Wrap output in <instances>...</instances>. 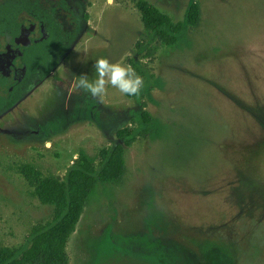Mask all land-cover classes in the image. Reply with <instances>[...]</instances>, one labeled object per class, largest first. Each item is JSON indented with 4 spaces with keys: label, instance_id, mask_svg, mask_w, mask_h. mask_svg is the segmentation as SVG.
<instances>
[{
    "label": "rangeland",
    "instance_id": "rangeland-1",
    "mask_svg": "<svg viewBox=\"0 0 264 264\" xmlns=\"http://www.w3.org/2000/svg\"><path fill=\"white\" fill-rule=\"evenodd\" d=\"M147 1L173 23L197 3L188 47L150 41L136 0H85L84 35L0 117V248H25L32 228L53 219L22 165L61 181L80 150L98 157L129 125L75 119L81 106L65 97L90 99L71 90L73 76L95 79V61L107 58L134 62L144 83L137 99L106 85L95 98L100 118L145 111L161 138L125 149L120 185L98 184L67 241V264H264V0ZM34 124L37 136L21 135Z\"/></svg>",
    "mask_w": 264,
    "mask_h": 264
},
{
    "label": "trees",
    "instance_id": "trees-1",
    "mask_svg": "<svg viewBox=\"0 0 264 264\" xmlns=\"http://www.w3.org/2000/svg\"><path fill=\"white\" fill-rule=\"evenodd\" d=\"M56 2L57 6H66L64 0ZM51 4L48 0H0V42L13 44L19 37L23 27L20 16L23 14L45 29L44 38L31 40L29 46L21 51L26 75L38 76L34 85L43 82L66 58L79 25L78 20L70 14L68 18L72 27H63ZM135 7L150 41L172 49L189 46L188 30L199 22L197 3H192L185 20L177 23H173L147 0H136ZM83 21H87L86 15ZM131 67L138 75L143 76L134 62ZM5 82L6 79L1 77V88L6 86ZM138 96L126 95L130 99H137ZM4 104V99L0 96V113ZM115 134L116 142L107 149H102L98 157L80 150L61 181L43 177L31 165H22L18 169L33 188L39 203L52 207L53 219L45 225L32 228L25 248H0V264H67V241L73 234L83 209L94 198L98 184L120 185L126 172L125 149L138 138L151 141L160 139L161 126L157 118L145 111L134 110L129 115V125L119 126Z\"/></svg>",
    "mask_w": 264,
    "mask_h": 264
},
{
    "label": "flooded vegetation",
    "instance_id": "flooded-vegetation-1",
    "mask_svg": "<svg viewBox=\"0 0 264 264\" xmlns=\"http://www.w3.org/2000/svg\"><path fill=\"white\" fill-rule=\"evenodd\" d=\"M49 2H52V7L55 11V15H57L58 20L60 19L63 27L70 28L72 25L70 24V20L68 16L71 14L75 17V19L78 20L79 25H77V33L74 37V41L80 39L85 32L86 29V22L83 21V17L86 15L85 13V6L83 2L85 3V0H64L65 7L64 6H57V0H48ZM77 3V4H76ZM20 21L22 24V30L20 32V36L27 34L30 28L33 30L28 34L27 40L28 43L23 45L19 44L16 40L19 38H16L14 40L13 44L4 43L3 41L0 42V79L1 77H4L6 79L5 87L0 89V96L4 99V107L3 111L0 113V117L4 116L7 112L14 109L17 105H19L26 97H28L35 89H37L43 82L34 85L36 81H38V76L35 74L26 75V71L24 66H22V54L21 51L24 47H28L30 44V41L33 39H36L38 37L44 38L46 36L45 29L42 25H39L37 22L33 21L31 18H29L27 15H21ZM24 22H30L31 24H24ZM73 41V44H74ZM72 44V46H73ZM72 46L70 48L69 53L72 50ZM68 53V54H69ZM67 54V55H68ZM67 57V56H66ZM64 61V60H63ZM62 61V62H63ZM61 65V63H60ZM59 65V66H60ZM58 66V67H59ZM55 68L49 75L54 74V72L58 69ZM48 75V76H49ZM57 83L61 86L62 84H65V81L61 78H57ZM34 85V86H33ZM32 86L31 88H28ZM70 88V86H68ZM29 89V90H28ZM6 90V92H4ZM66 94H69L71 98H74L75 103L80 105L81 114L74 115L73 118L77 119L80 115L84 117L87 121H93V122H107L110 123V125H118L122 122H129V115L128 113L123 114L121 117H114L112 118L110 115L106 114L105 121L100 118L99 113L105 112L101 104L98 103L97 99H93L90 97V99L87 98L86 94L84 93H74L70 92L69 90L65 92ZM91 102L90 104L88 102ZM90 109V115L85 112V110ZM65 112L66 109H64ZM60 112V111H58ZM60 114V113H59ZM83 114V115H82ZM99 116V117H98ZM118 118H120L118 120ZM114 120L115 122H112ZM77 121V120H76ZM39 124V123H38ZM37 124H34L27 128L21 129V135L24 136H37L38 133H40V130L37 128ZM37 128V129H35ZM46 138V137H45Z\"/></svg>",
    "mask_w": 264,
    "mask_h": 264
},
{
    "label": "clouds",
    "instance_id": "clouds-1",
    "mask_svg": "<svg viewBox=\"0 0 264 264\" xmlns=\"http://www.w3.org/2000/svg\"><path fill=\"white\" fill-rule=\"evenodd\" d=\"M113 3V0H108ZM95 79H89L86 75L73 76L71 90H83L93 98H99L106 92V85L118 89L122 94L137 96L143 87V78L136 75L130 66H122L120 63H110L107 58H99L94 65ZM50 147V144H46Z\"/></svg>",
    "mask_w": 264,
    "mask_h": 264
},
{
    "label": "water",
    "instance_id": "water-1",
    "mask_svg": "<svg viewBox=\"0 0 264 264\" xmlns=\"http://www.w3.org/2000/svg\"><path fill=\"white\" fill-rule=\"evenodd\" d=\"M26 23L31 24L30 22H24V24H26ZM32 30H33V29L30 28L29 31L27 32V34L20 36L16 41H17L19 44H23V45L27 44V43H28V40H27L28 34H29ZM76 43H77V40L74 41V44H73V46H72V49H73V47L75 46Z\"/></svg>",
    "mask_w": 264,
    "mask_h": 264
}]
</instances>
